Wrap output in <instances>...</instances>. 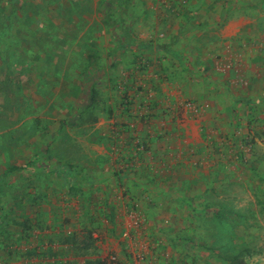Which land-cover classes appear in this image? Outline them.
<instances>
[{"label":"rangeland","instance_id":"rangeland-1","mask_svg":"<svg viewBox=\"0 0 264 264\" xmlns=\"http://www.w3.org/2000/svg\"><path fill=\"white\" fill-rule=\"evenodd\" d=\"M263 3L0 0V264H38L59 214V235L78 237L83 256L103 250L98 228L130 261L119 234L137 216L138 241L171 245L167 264H264ZM185 110L202 142L186 145ZM156 123L172 124L158 151L178 177L146 189L137 160L151 139H133ZM74 175L105 191L71 188Z\"/></svg>","mask_w":264,"mask_h":264},{"label":"crops","instance_id":"crops-1","mask_svg":"<svg viewBox=\"0 0 264 264\" xmlns=\"http://www.w3.org/2000/svg\"><path fill=\"white\" fill-rule=\"evenodd\" d=\"M193 52L200 54L201 50H192V53ZM202 61L203 60H201V57H200L199 63L201 64ZM161 79H164V77L162 76V78H158V80H155V82L157 81L159 83L161 81ZM175 93H178V91L175 90ZM172 100H174V99H172ZM143 109H144V107H143ZM169 110L170 109H168V111ZM174 110L171 109L172 112H174ZM188 111L189 110H185V112L183 114L184 116H186V122H187V124H186L187 130L185 131L187 138L185 140L187 141L186 145H188V144L193 145L194 143L202 142V140L200 138V132H199V128H198L199 124L197 123V121H193V117H191V114H189ZM157 112H158V110L156 111V113ZM171 125L172 124H170V123L168 125L166 124L165 126L167 128L164 127L162 123L160 125L159 124L152 125L151 128L150 127L145 128L144 126L141 128L139 127V130H141L140 134H139L140 137L133 139V141L140 142V143H142L141 141L145 142V139L141 140L143 138H146V139L150 138L151 139V140H149V142H145V143H149L150 146H152L151 147L152 150L146 152V155H147L146 161L143 162V161L137 160L140 163H138L136 161V164L138 163L141 165L142 173H141V176L139 179L143 182V186L146 189L151 188V186H156V185L158 187L161 186V185H158L155 183L154 184L153 183L148 184V178H154V177H157L159 175V177L162 176L166 179L168 176H174V175H172V173H173L172 170L176 166V163L173 164L174 161L164 159L163 153H160V151H158V148H161V144H162V142L160 141L161 139L158 138L159 134L163 133V135H164V137H163L164 146L163 147L165 149L167 147L170 148L172 146L170 141H165L169 138L171 139V137H170L171 136L170 135L171 134V132H170L171 131ZM162 126L164 127V129ZM146 141H148V140H146ZM123 145H124V147H127L128 142L125 141L123 143ZM123 145H122V147H123ZM140 145H143V144H140ZM124 147H123V149H124ZM124 151H127V150L125 149ZM126 158H127V156H125V158L121 160V158H119V155H116L115 157L112 158V163L115 164L116 166L123 167ZM116 159H117V161H115ZM149 164H151V165L149 166ZM171 164H173L172 167H167L168 165L170 166ZM152 165H154V166H152ZM165 166L167 167V173H165V170L164 171L160 170V168H163ZM60 167H61V169L64 168L63 165H60L56 169L59 170ZM148 167L150 168L149 171H148ZM153 167H154V169H153ZM203 171L205 172L206 169H204ZM157 173H161V174H157ZM74 174H75V172H74ZM164 175H166L167 177ZM177 177H178V175L174 176V178H177ZM73 178L76 181H75V183H73L72 186L70 185L71 188H75L76 186L80 187V186H82L81 181H85L84 178L80 175H76V176L74 175ZM118 179H120V174L118 175ZM85 182H87L89 185L93 186L96 189L100 188L102 193L105 191V188H102L100 185L101 182L97 180V176H93ZM79 184H81V185H79ZM116 189H118V186L114 187L113 184H111L110 193H113V190H116ZM159 192L165 193V190H159ZM75 204H76V202L73 201L71 203V206L75 205ZM62 205L65 206L64 204H62ZM147 209H146L145 216L149 221L147 224V226H148L147 228H149V224L151 223L150 220H151V218L154 219V217L151 214V212L147 211ZM55 210H56V212H58V210H60V209H57V206H56ZM61 211H63L64 216L68 215V211H66L65 208L62 209ZM72 214H73V210H70V215L72 216ZM52 217L54 218L55 222H54V225L52 227L47 226L49 228L47 230V233L44 231V233H46V235H45V239H43V242L46 244V246H44L43 250H45L46 252H42L41 254H39L41 256V260L38 261V264H99L101 259L106 254H111V253L115 254L117 256V258L119 256V260H121L122 262H126L128 264H137V261L134 257V252H140L141 254H143L145 264H167L170 261L171 245H168L167 249H164L161 246H160L161 248H158L156 246V241L158 238L154 237V238H152L153 243H151V246H149L150 247L149 248L147 246L148 237L147 238L142 237L141 241H138L137 237H138V233H139V228H135V230H133L134 234H132L130 237L126 236L124 234V231L127 228V226H126V224L128 223L127 220H125L127 223L125 222V224L122 226L121 231L119 230L120 231L119 242H123L125 244V246H126L125 250L128 253V258L130 257V261L122 258L124 256V253L122 252L121 247L118 246V243L113 241V236L109 233L102 234V233L98 232V230H99L98 228H95V229H97V231L93 230L94 231V232H92L93 236H94L93 238L95 239L96 246L98 247L97 249L98 250L103 249V250H100V252H95V253L93 252V250L90 252L87 251L86 253H84V256H83L81 254V252L78 251V249H74L76 247L75 244H77L76 239L78 237L73 236L71 238H68V237L64 238L65 236L63 237V236L59 235V232H60V230L58 229L59 222L56 220V218L60 217V214L56 215V216H52ZM71 222H72V224L75 223L73 220H71ZM119 227H121V223H120ZM77 232H79V231H77ZM148 232H150V231H148V229H147L146 233H148ZM140 235H141V232H140L139 236ZM162 240H164V237H161V241ZM63 242L66 243V244H64L65 248H63V245H61V243H63ZM141 243H142V246L144 245L143 247L141 246ZM165 243L169 244V243H171V240H166L165 242H162V245ZM47 244H49V246ZM124 244L122 245V247H124ZM154 247L156 248L155 250H154ZM49 248H52L53 252H48Z\"/></svg>","mask_w":264,"mask_h":264},{"label":"built area","instance_id":"built-area-1","mask_svg":"<svg viewBox=\"0 0 264 264\" xmlns=\"http://www.w3.org/2000/svg\"><path fill=\"white\" fill-rule=\"evenodd\" d=\"M140 147L143 149L142 145ZM131 220H132L131 222H128L126 224L127 228L124 231V234L128 237L134 234L133 230H135V228H138L141 222L140 218L137 216H133ZM134 257L137 261V264H145L144 256L140 252H134ZM99 264H128V263L122 262L121 260H119V258H117L115 254L111 253V254H106L101 259Z\"/></svg>","mask_w":264,"mask_h":264},{"label":"trees","instance_id":"trees-1","mask_svg":"<svg viewBox=\"0 0 264 264\" xmlns=\"http://www.w3.org/2000/svg\"><path fill=\"white\" fill-rule=\"evenodd\" d=\"M264 4V3H263ZM263 10H264V6H262ZM98 60V62H97ZM101 68V65L99 64V56L94 55V54H89L88 55V65H87V72L94 76V73ZM90 96L94 97V92L92 91V89L90 90ZM4 177V176H2ZM2 177H0V180L2 179ZM3 180V179H2ZM230 263L231 264H246L245 260H238L237 256L234 257H230Z\"/></svg>","mask_w":264,"mask_h":264}]
</instances>
